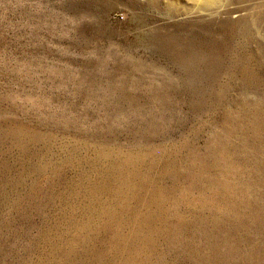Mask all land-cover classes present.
I'll list each match as a JSON object with an SVG mask.
<instances>
[{
	"label": "rangeland",
	"instance_id": "1",
	"mask_svg": "<svg viewBox=\"0 0 264 264\" xmlns=\"http://www.w3.org/2000/svg\"><path fill=\"white\" fill-rule=\"evenodd\" d=\"M0 264H264V0H0Z\"/></svg>",
	"mask_w": 264,
	"mask_h": 264
},
{
	"label": "bare ground",
	"instance_id": "2",
	"mask_svg": "<svg viewBox=\"0 0 264 264\" xmlns=\"http://www.w3.org/2000/svg\"><path fill=\"white\" fill-rule=\"evenodd\" d=\"M206 3L212 4L215 3L217 0H204ZM252 7V6H251ZM221 8V7H220ZM223 12L220 13L221 17L222 16H229L232 17L233 15H236V17L241 16V13L244 11V9L242 8H238V7H231V8H225L224 10H222ZM213 13V12H212ZM217 14V13H216ZM251 109V108H250ZM247 110V109H246ZM257 111V110H256ZM254 112V111H253ZM260 116V115H259ZM259 116H255L254 117V121H258L260 119ZM250 120V119H249ZM262 123V122H261ZM254 124H256V122H254ZM121 162V161H120ZM223 187V186H222Z\"/></svg>",
	"mask_w": 264,
	"mask_h": 264
}]
</instances>
